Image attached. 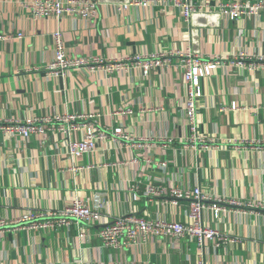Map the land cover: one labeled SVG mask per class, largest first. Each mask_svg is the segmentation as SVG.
Returning a JSON list of instances; mask_svg holds the SVG:
<instances>
[{
    "label": "crops",
    "instance_id": "0c3cea01",
    "mask_svg": "<svg viewBox=\"0 0 264 264\" xmlns=\"http://www.w3.org/2000/svg\"><path fill=\"white\" fill-rule=\"evenodd\" d=\"M29 1L0 0V34L7 35L0 39V121L94 113L97 127L121 126L150 146L108 140L74 159L60 132L22 138L0 131V219L60 210L80 199L101 201L104 222L129 213L188 221L186 199L147 196L148 184L164 192L199 187L239 205L221 204L217 217L203 210L204 225L232 239L217 247L147 237L121 250L105 248L98 224L71 221L46 231L8 226L0 234V264H264V10L230 20L218 4L243 0H189L197 11L187 19L173 0L124 11V0H97L93 19H57L35 17ZM56 31L74 57L120 60L187 49L205 57L247 54L244 67L219 66L200 81L197 131L214 142L185 143V92L173 59L148 73L71 67L54 75L45 67ZM163 139L171 140L168 147Z\"/></svg>",
    "mask_w": 264,
    "mask_h": 264
},
{
    "label": "built area",
    "instance_id": "2783aa9c",
    "mask_svg": "<svg viewBox=\"0 0 264 264\" xmlns=\"http://www.w3.org/2000/svg\"><path fill=\"white\" fill-rule=\"evenodd\" d=\"M175 5L181 8L182 14L189 19L197 10L189 0H173ZM153 0H124L119 5V9L124 11L130 6H147ZM97 0H30L26 7L35 17H55L60 19L64 16H74L82 19H93L98 11ZM219 12L223 17L236 20L244 15H258L264 10V0H243L233 2H220ZM11 37V34H8ZM19 37L20 34L18 33ZM7 35L0 34V39H5ZM54 57L46 65L48 72L54 75H63L71 67H82L93 71L95 67L104 68L107 71H121L130 68L140 69L143 73L155 70L159 67L169 66L172 59L181 74L185 92V101L182 111L186 118L190 134L185 139L186 144L192 147L200 145L206 147L214 142L213 139H205L197 131V111L199 99L201 97V79L210 76L219 66L244 67L247 54L240 52L232 58L220 56L205 57L196 52L190 51H168L155 53L143 57H127L120 60H104L98 57H74L64 52L61 33H53ZM249 67H251L249 65ZM231 108H234L232 105ZM128 111V110H127ZM129 112V111H128ZM98 114L94 113H65L63 115L30 116L22 121L5 120L0 121V131L11 136L28 138L32 135L40 137L48 131L60 132L64 135L67 153L74 159L81 157L85 153L95 151L98 143L108 140L121 146L130 141V145L136 148L150 146L149 139L141 137L135 140L123 127L117 126L113 129H101L97 127L96 120ZM81 132V137H76ZM170 139H163V147H168ZM150 162L149 160H147ZM159 166L164 169L165 163ZM167 194L175 201L186 199L187 218L186 223L167 220L150 219L141 214L129 213L113 218L110 222L101 220L100 209L103 204L96 201L93 204L80 199H73L62 209L56 211H31L13 221L0 219V234L9 226H23L31 230H50L57 226H66L71 221L83 224H98L97 237L101 246L121 250L125 247L133 246L144 241L147 237L157 239H181L190 238L197 246L202 247L205 242H210L214 246L229 243V239L217 228L204 225L202 213L204 209H212L217 217L224 206L221 204L239 205L233 200L211 198L202 192L199 187L182 189L177 186L171 187L167 192L153 185H147L145 195L161 196ZM212 200V201H211ZM207 202H211L207 204Z\"/></svg>",
    "mask_w": 264,
    "mask_h": 264
}]
</instances>
